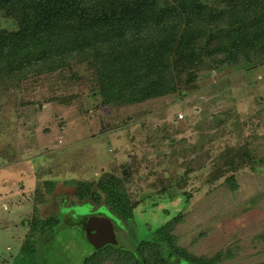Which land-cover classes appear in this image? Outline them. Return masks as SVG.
<instances>
[{"label":"rangeland","instance_id":"rangeland-1","mask_svg":"<svg viewBox=\"0 0 264 264\" xmlns=\"http://www.w3.org/2000/svg\"><path fill=\"white\" fill-rule=\"evenodd\" d=\"M232 1L230 8L220 0L215 5L244 12L239 24L249 34L259 19L251 15L255 4ZM203 23L197 46L207 41L204 30L211 23ZM18 26L0 12V28ZM257 55L258 68L240 61L238 75L224 54V69L209 77L203 61L192 70L184 66L181 92L117 106L83 97L94 87L85 64L0 78V218L8 217L0 264H15L34 215L60 220L63 206L75 224L54 230L46 248L38 243L51 227H39L35 264H80L87 255L81 252L80 212L99 211L107 200L112 205L100 218L110 219L117 232L109 244L127 252L121 262L115 252L102 264H129L128 251L165 241L169 233L178 239L176 248L198 257L220 255L215 264H264V171H255L264 164V53ZM193 70L200 79L192 80ZM106 173L124 181L123 191L129 184L127 195L119 194L121 203L115 193L80 196L83 184ZM166 223L176 225L165 231Z\"/></svg>","mask_w":264,"mask_h":264},{"label":"trees","instance_id":"trees-1","mask_svg":"<svg viewBox=\"0 0 264 264\" xmlns=\"http://www.w3.org/2000/svg\"><path fill=\"white\" fill-rule=\"evenodd\" d=\"M216 1L219 2V0H0L2 6L0 12L13 16L15 22L19 24L17 29L0 28V78H7L6 74L14 72H22L25 77L35 74L40 76L52 71L70 69L77 64H85L86 70L93 76L94 87L83 97L89 98L88 100L95 98L93 100L96 105L117 106L153 95L164 96L168 93L181 92L184 73L181 68L184 66L191 70L199 68V63L203 61L202 68L208 71L209 77L224 69L221 67L224 66L221 64L222 54L225 62L231 63L226 65L235 68L237 75L241 71L237 70L240 61L249 64L247 69H257V53H264V0H250L256 7L251 15H258L259 19L255 30L249 34L239 24V16L244 12L239 14L235 9L225 10L221 6H216ZM220 1L226 2L229 8L234 5L232 0ZM210 2L214 4L213 7L209 5ZM205 19L211 23L204 30L207 41L197 46L194 44L196 39L203 37L198 35L197 29H203ZM231 22H235L232 23L234 27L228 24ZM226 26L227 28H224ZM252 55L255 56L254 61ZM200 77L198 72L194 70L191 72L192 80ZM84 82L85 80H80V87ZM187 83L186 90H191L190 81ZM192 88L200 90L196 84L192 85ZM255 171H264V164L256 167ZM43 184L48 187V183ZM128 185L126 182L127 190ZM123 186L124 181L119 180L114 173H106L98 181L83 184L80 187V196L84 199L87 195L99 199L101 192L112 195L115 193L121 203L124 199L119 194L124 195L126 192L127 195V190H122ZM94 188L96 193L93 192ZM125 204L129 206L128 202ZM111 205L107 200L101 203L99 211L80 212L78 222L82 226L80 239L86 245L81 252H87L85 257H80V264H102L115 252L117 254L119 252L118 262L125 258L127 252L125 249L114 244L97 248L89 242L87 236L85 237L84 229L89 218L104 217V209ZM67 208L68 206H63V209H60L62 218L58 219L59 221L33 216L30 222L32 231L26 236L22 250L14 259L15 264H32L31 261L35 264L39 247L32 244L35 240L33 235L39 227L42 230L47 226L51 227L46 233H41V242L38 243L39 246L42 243L46 248V242L54 230L56 232L62 226L75 224L71 217L65 215ZM182 218L180 216V220ZM7 221L8 217L0 218L1 236L5 235ZM175 225L176 223L169 225L166 223L162 228L166 231ZM112 228L116 230L115 224ZM176 241L178 239L170 233L165 241L154 239L149 244L137 247L133 252L128 251L131 253L128 263L215 264L220 258V255L215 258L198 257L196 253L186 251L183 247L176 248ZM50 248L47 245V249Z\"/></svg>","mask_w":264,"mask_h":264},{"label":"water","instance_id":"water-1","mask_svg":"<svg viewBox=\"0 0 264 264\" xmlns=\"http://www.w3.org/2000/svg\"><path fill=\"white\" fill-rule=\"evenodd\" d=\"M127 171H124V174ZM86 236L89 242L101 248L106 244L115 242V234L110 221L96 216L90 217L85 227Z\"/></svg>","mask_w":264,"mask_h":264},{"label":"clouds","instance_id":"clouds-1","mask_svg":"<svg viewBox=\"0 0 264 264\" xmlns=\"http://www.w3.org/2000/svg\"><path fill=\"white\" fill-rule=\"evenodd\" d=\"M93 217V216H92ZM96 217H98V216H96ZM100 218V217H99ZM106 219V218H105ZM108 220V219H107ZM108 221H110V220H108ZM111 223V222H110ZM111 225H112V223H111ZM114 231V230H113Z\"/></svg>","mask_w":264,"mask_h":264},{"label":"crops","instance_id":"crops-1","mask_svg":"<svg viewBox=\"0 0 264 264\" xmlns=\"http://www.w3.org/2000/svg\"><path fill=\"white\" fill-rule=\"evenodd\" d=\"M4 207H5V205H4Z\"/></svg>","mask_w":264,"mask_h":264}]
</instances>
